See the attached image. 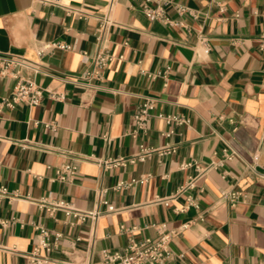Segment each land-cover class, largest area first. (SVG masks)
Segmentation results:
<instances>
[{
    "label": "crops",
    "instance_id": "1",
    "mask_svg": "<svg viewBox=\"0 0 264 264\" xmlns=\"http://www.w3.org/2000/svg\"><path fill=\"white\" fill-rule=\"evenodd\" d=\"M158 4L180 24L149 18L143 0H0V55L22 60L20 77L47 90L39 105L0 110V185L18 194L0 198V264H35L27 255L39 226L52 232V260L88 264L130 238H156L162 223L178 232L168 264H264V0ZM43 42L71 48L39 54ZM101 51L113 59L81 82ZM18 81L0 75V102ZM145 96L156 99L153 116L134 134ZM142 145L176 151L100 162L132 158ZM65 163L78 166L73 182L55 179ZM100 190L115 212L96 202ZM48 196L101 214L80 221L30 200Z\"/></svg>",
    "mask_w": 264,
    "mask_h": 264
},
{
    "label": "built area",
    "instance_id": "2",
    "mask_svg": "<svg viewBox=\"0 0 264 264\" xmlns=\"http://www.w3.org/2000/svg\"><path fill=\"white\" fill-rule=\"evenodd\" d=\"M43 3H57L58 0H37ZM144 1V11L146 15L151 19H161L169 24H180L175 20L170 19L163 7L158 4L157 6H152V3L158 0H143ZM176 7L181 14H194V11L183 3H177ZM75 11V10H74ZM82 15V13L77 10L75 11ZM107 23L103 24L99 28V32H103L106 28ZM100 33L98 34V39L101 38ZM261 43L264 45V31L260 36ZM205 41V40H204ZM71 48L70 45L62 42H43L39 48V54H44L46 51L54 48ZM113 59V55L109 54L107 51H101L93 57L95 63V70L93 72H86L81 76V82L87 83V80L91 75L96 77L101 76V71L107 66V64ZM23 61L19 58H14L10 56L0 55V75L2 76H12L18 78L19 81L17 85L13 88V91L9 97L4 98L0 102V110L7 106L13 107L18 102H26L31 106L39 105L47 90L37 85L34 81L23 80L20 77V71L16 68L23 66ZM158 72L157 75H160ZM51 97L55 99H63L65 95L61 92L50 91ZM156 99L152 97L145 96L142 101L138 104L134 113L135 129L133 133L138 131H147L148 124L153 116L152 110L154 109ZM167 122L175 121L178 124L188 123L189 120L182 115H168L164 117ZM157 150L161 154L175 152L176 148L174 146H165L160 149H152L144 145L141 146L140 151L136 156L132 158H118V159H108L100 160L108 168H113L118 165H124L127 162H135L138 160H145L146 156ZM78 172V166L72 163H65L60 166L56 173L55 179L73 182ZM264 177V172L260 173ZM145 180H143L144 182ZM126 185V182H122L119 186ZM192 183L190 184V186ZM184 189V186L180 190ZM106 190H100L97 194L96 202L104 204L108 212H115L117 209L109 202L104 194ZM15 191L10 190L5 185H0V198L17 197ZM224 197H230L232 201H235L240 195L237 191H224ZM31 202L38 204L40 207L44 208L50 214H54L57 211H63L66 215L72 216L77 220L86 221L88 219L96 220L101 211L98 208L93 210H82L77 208L72 202H68L62 198H56L53 196L42 197V198H30ZM188 224H184L183 227L186 228ZM39 243L35 246L34 250L30 252L27 256L30 258L32 263L35 264H58L49 256V252L52 250V232L46 227L39 226ZM122 229L132 231L125 226ZM158 231V236L156 238H145L137 240L130 238L128 244L123 251H112L110 249L103 250V259L99 263H88V264H168V262L175 255L172 248L173 238L178 233L176 230H171L168 228L167 224L162 223L156 226ZM61 234L56 233L55 239L58 240ZM65 264H73L72 262H64Z\"/></svg>",
    "mask_w": 264,
    "mask_h": 264
}]
</instances>
